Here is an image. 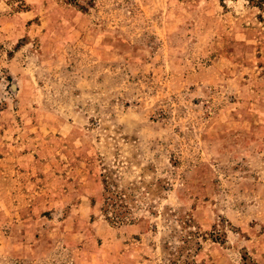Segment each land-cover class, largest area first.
<instances>
[{"label":"rangeland","instance_id":"obj_1","mask_svg":"<svg viewBox=\"0 0 264 264\" xmlns=\"http://www.w3.org/2000/svg\"><path fill=\"white\" fill-rule=\"evenodd\" d=\"M187 254L264 264V0H0V264Z\"/></svg>","mask_w":264,"mask_h":264},{"label":"trees","instance_id":"obj_2","mask_svg":"<svg viewBox=\"0 0 264 264\" xmlns=\"http://www.w3.org/2000/svg\"><path fill=\"white\" fill-rule=\"evenodd\" d=\"M105 185V189H107V185L106 182L104 183ZM121 206V205H120ZM116 216V215H115ZM118 216V215H117ZM189 252V251H188ZM184 264H196V262L194 261V259L192 257L189 256V254H187L186 259H183Z\"/></svg>","mask_w":264,"mask_h":264}]
</instances>
